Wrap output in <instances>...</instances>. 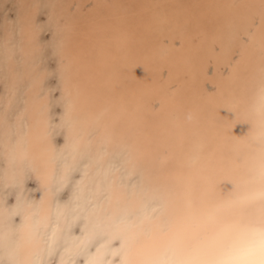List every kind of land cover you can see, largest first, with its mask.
I'll return each mask as SVG.
<instances>
[{"label":"bare ground","instance_id":"1","mask_svg":"<svg viewBox=\"0 0 264 264\" xmlns=\"http://www.w3.org/2000/svg\"><path fill=\"white\" fill-rule=\"evenodd\" d=\"M0 264H264V0H0Z\"/></svg>","mask_w":264,"mask_h":264}]
</instances>
